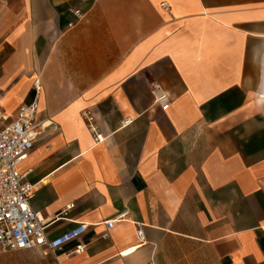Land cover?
Instances as JSON below:
<instances>
[{"label":"crops","instance_id":"1","mask_svg":"<svg viewBox=\"0 0 264 264\" xmlns=\"http://www.w3.org/2000/svg\"><path fill=\"white\" fill-rule=\"evenodd\" d=\"M36 77L30 207L87 228L0 264H264V0H0L1 116Z\"/></svg>","mask_w":264,"mask_h":264},{"label":"built area","instance_id":"2","mask_svg":"<svg viewBox=\"0 0 264 264\" xmlns=\"http://www.w3.org/2000/svg\"><path fill=\"white\" fill-rule=\"evenodd\" d=\"M165 8L164 5H161ZM34 97L28 104H22L11 120L0 115V250L30 251L47 248L50 252L59 250L68 242L78 240L86 231L87 226L80 224L64 234L48 240L46 227L48 222L34 212L30 207L33 185L27 181V173L20 171V164L26 159L38 137V98L41 90L40 78L32 81ZM154 102L162 110L168 108L166 94L157 90ZM86 126L95 144L104 142L105 136L100 131L93 115L82 112ZM130 119L122 121V127H127ZM128 212L119 213L113 220L105 222V228L110 230L117 222L125 221ZM137 245L120 253L123 256L132 254L145 243L144 225L134 223ZM85 246L78 244L75 253L80 254Z\"/></svg>","mask_w":264,"mask_h":264}]
</instances>
